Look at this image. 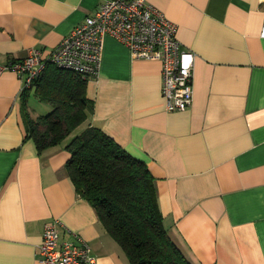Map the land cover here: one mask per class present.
<instances>
[{
    "label": "crops",
    "instance_id": "obj_1",
    "mask_svg": "<svg viewBox=\"0 0 264 264\" xmlns=\"http://www.w3.org/2000/svg\"><path fill=\"white\" fill-rule=\"evenodd\" d=\"M146 1L196 55L192 103L167 112L160 63L134 59L105 36L84 89L87 122L145 163L163 228L191 264H264V0ZM100 4L0 0V65L31 49L47 58ZM21 86L14 71L0 73V264H40L43 227L56 220L59 243L72 233L94 264H129L77 195L69 153L39 151L28 136L27 119L51 107Z\"/></svg>",
    "mask_w": 264,
    "mask_h": 264
},
{
    "label": "trees",
    "instance_id": "obj_2",
    "mask_svg": "<svg viewBox=\"0 0 264 264\" xmlns=\"http://www.w3.org/2000/svg\"><path fill=\"white\" fill-rule=\"evenodd\" d=\"M87 80L48 63L33 89L51 111L27 117L28 136L39 151L62 145L69 153L65 170L77 195L95 209L129 264H191L163 228L145 163L87 122Z\"/></svg>",
    "mask_w": 264,
    "mask_h": 264
},
{
    "label": "built area",
    "instance_id": "obj_3",
    "mask_svg": "<svg viewBox=\"0 0 264 264\" xmlns=\"http://www.w3.org/2000/svg\"><path fill=\"white\" fill-rule=\"evenodd\" d=\"M264 39V22L260 30ZM105 36L123 44L132 58L157 61L161 66V94L167 112H183L193 99L195 53L182 48L176 39V26L146 0H101L99 7L76 26L59 45L43 58L31 49L20 62L0 65V73L14 71L22 90L32 88L46 65L73 72L85 79L98 75ZM53 221L43 227L38 246L40 264H94L89 244L81 237L59 243Z\"/></svg>",
    "mask_w": 264,
    "mask_h": 264
},
{
    "label": "rangeland",
    "instance_id": "obj_4",
    "mask_svg": "<svg viewBox=\"0 0 264 264\" xmlns=\"http://www.w3.org/2000/svg\"><path fill=\"white\" fill-rule=\"evenodd\" d=\"M30 98H31L33 101H36V100H35V99H36L35 97L31 96ZM43 113H44V112H43ZM41 114H42V113H41ZM80 130H81V127H79V128L77 129L76 133H78Z\"/></svg>",
    "mask_w": 264,
    "mask_h": 264
}]
</instances>
